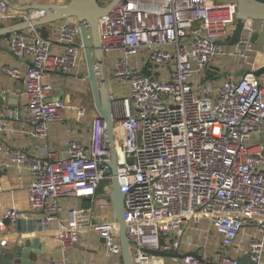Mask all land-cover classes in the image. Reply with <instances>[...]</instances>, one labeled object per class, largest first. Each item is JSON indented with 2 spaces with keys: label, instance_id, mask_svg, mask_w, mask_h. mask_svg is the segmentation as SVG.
<instances>
[{
  "label": "built area",
  "instance_id": "2783aa9c",
  "mask_svg": "<svg viewBox=\"0 0 264 264\" xmlns=\"http://www.w3.org/2000/svg\"><path fill=\"white\" fill-rule=\"evenodd\" d=\"M219 1L120 0L99 20L104 57L95 63L97 77L108 82L105 62L111 58L112 80L128 88L121 98L110 92V102L134 264L154 263L147 250L179 253L181 258L172 259L182 264H238L243 255L264 264V85L248 71L225 81L214 97L212 85L203 81L224 58L248 57L254 21H244L238 42L217 44L238 22V3ZM44 15L0 2V27ZM52 33L46 38L31 27L9 38L10 54L29 66L5 64L1 71L24 82V120L45 155L0 142V170H17L31 210L44 225L57 223L55 242L63 255L45 264H76L65 251L84 231L104 239L106 258L121 259L119 222H96L94 207L66 201L94 200L100 184L112 182L104 119L93 120L89 142L71 139L61 155L46 144L51 125L65 121L67 110L78 120L87 110L54 98L47 81L58 72L87 81L80 23L61 20ZM13 119L12 111L0 112V134L15 130ZM21 217L19 209L9 208L0 230L6 220L15 224Z\"/></svg>",
  "mask_w": 264,
  "mask_h": 264
},
{
  "label": "crops",
  "instance_id": "0c3cea01",
  "mask_svg": "<svg viewBox=\"0 0 264 264\" xmlns=\"http://www.w3.org/2000/svg\"><path fill=\"white\" fill-rule=\"evenodd\" d=\"M14 5H28L33 3L38 4H56L66 5L71 0H11ZM111 1L103 6H107ZM60 21L49 23L38 26V30L46 38H53L52 29ZM264 21H254L253 29L254 34H258V38L253 41L251 39V50L247 52L248 57H233L224 58L223 63L220 65H212L210 72L213 71L217 76L214 79H207L203 75V81L208 85H212L214 90V97L218 93L220 86L228 80L235 79L239 80L248 71H259L264 67ZM17 23V22H16ZM14 23L5 24V26ZM3 27V26H2ZM231 36L223 41L230 42L233 37ZM12 34L0 37V95L8 98L10 94H16L18 100L16 104H21L20 111L8 109V103L5 106L0 104V112L8 114L12 111L14 119L12 122L15 124V130L13 132H6L0 134V142L7 143L9 145H17L30 153L45 155L44 149H41L38 142L32 134V128L25 122L26 116L29 114V108L27 103V97L24 95L25 85L21 80H15L10 76L4 74L1 71L3 65H11L20 67L22 70L27 69L29 66L27 60H21L13 57L8 50L9 38ZM231 46V45H224ZM138 61L143 60V55L136 57ZM112 61L111 58L105 62V75L107 77V84L109 91H115V81L112 80ZM219 66V67H218ZM84 74H87V67L84 65ZM215 69V70H214ZM256 75V74H255ZM257 76V75H256ZM260 84L264 85V73L257 76ZM53 85L52 96L54 98H61L75 105L86 107V114L82 120H78L75 112L67 110L66 120L63 122L53 123L50 127V133L46 144L49 145L50 149L62 154V149L66 146L69 140L76 139L81 141L89 142L92 135L93 120L99 115L93 97V103L89 101L88 88L91 89V85L88 81H82L76 76L70 73H51V76L47 79ZM92 91V89H91ZM92 93V92H91ZM93 95V93H92ZM9 99V98H8ZM21 122L25 123L22 127ZM264 140V137H263ZM1 158V154H0ZM17 170L14 168H3L0 170V220L4 218L6 211L9 208L16 207L20 210L22 217L20 219H38L40 213L31 210L28 202L27 191L25 187H22L17 183L16 180ZM27 180H29L27 178ZM112 184V182H111ZM111 184L103 187L102 192H98L97 198L92 199H81L76 198L70 204L73 207H94L96 211V222L101 220H113L115 218L114 205L110 198L109 188ZM68 203V202H67ZM69 204V203H68ZM64 213L61 218H65ZM57 223L53 222L50 225L48 231H44L42 235H45L47 240L42 253L33 258L35 264H45L52 258H60L63 254L58 248L55 242V232ZM27 233L22 230H18L17 224H12L8 220L5 221L4 227L0 230V250L4 246H15L17 242L25 237ZM41 236V235H40ZM104 239L98 236L95 232L84 231L81 240L75 246L68 248L65 251L66 256L76 264H124L123 257L108 259L104 255ZM173 257L155 256L153 264H182V262L173 261ZM170 260V261H168ZM17 264V263H14ZM23 264V263H19Z\"/></svg>",
  "mask_w": 264,
  "mask_h": 264
},
{
  "label": "water",
  "instance_id": "95a60500",
  "mask_svg": "<svg viewBox=\"0 0 264 264\" xmlns=\"http://www.w3.org/2000/svg\"><path fill=\"white\" fill-rule=\"evenodd\" d=\"M120 0H113L107 6L99 4L98 0H71L66 5L56 4H28L14 5L11 0H0L5 2L14 9L20 11L27 10H44L45 15L32 21L17 22L8 26L0 27V37L20 32L31 27H38L61 20L76 19L80 23L81 38L84 47V55L87 65L86 80L90 83L96 110L106 123V131L110 144V161L109 165L112 170V193L110 198L114 205L115 219L120 224V240L122 245V257L124 264H134L132 257L131 240L128 237L125 219H124V194L120 188L118 176L117 151L115 147L114 120L111 114L110 91L105 79L99 81L95 63H103V52L101 48L99 20L106 15L112 6ZM231 1V0H230ZM238 3V22L230 42H221L217 44L232 45L239 41L244 28V21L252 19L253 21H264V1L262 0H232ZM258 38L255 33L253 41ZM257 76L264 73V67L254 72ZM9 98V99H8ZM6 98L0 95V104L11 110L20 111L21 104H16L18 97L16 94H10ZM18 230L27 233V237L19 240L13 247L4 246L0 250V264H35L33 258L43 252L46 244V236L42 235L44 231L50 229V225H44L41 218L38 219H19L17 221ZM41 235V236H40ZM148 253L155 256L179 257V253H167L158 250H147ZM238 264H256L247 255L237 258Z\"/></svg>",
  "mask_w": 264,
  "mask_h": 264
},
{
  "label": "rangeland",
  "instance_id": "374dc122",
  "mask_svg": "<svg viewBox=\"0 0 264 264\" xmlns=\"http://www.w3.org/2000/svg\"><path fill=\"white\" fill-rule=\"evenodd\" d=\"M110 1L112 2L113 0H98L99 4L102 5V6L105 5V4H107V3L110 2ZM219 2H224V1L221 0V1H219ZM258 22H260V21H258ZM115 88H116L117 96H118L119 98L128 95V88H127L126 86H123L122 88H120V87L117 85V83H116V84H115ZM91 92H92L91 89L88 88L89 101H90V103L92 104V103H93V95H92ZM256 138H257V137H256ZM108 182H109V184H111L110 181H108ZM73 200H74L73 198H68V199H66V201H67L69 204H72L71 202H72ZM168 261H170V260H168Z\"/></svg>",
  "mask_w": 264,
  "mask_h": 264
},
{
  "label": "trees",
  "instance_id": "16d2710c",
  "mask_svg": "<svg viewBox=\"0 0 264 264\" xmlns=\"http://www.w3.org/2000/svg\"><path fill=\"white\" fill-rule=\"evenodd\" d=\"M214 76H217V74H215V73H211V74H209V75H207V79H214L215 77ZM109 184V182L108 181H103L101 184H100V188H99V190H98V192H102L103 190V187L104 186H106V185H108Z\"/></svg>",
  "mask_w": 264,
  "mask_h": 264
}]
</instances>
